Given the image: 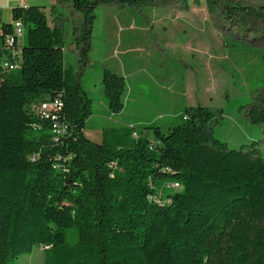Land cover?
Wrapping results in <instances>:
<instances>
[{
  "label": "trees",
  "instance_id": "trees-1",
  "mask_svg": "<svg viewBox=\"0 0 264 264\" xmlns=\"http://www.w3.org/2000/svg\"><path fill=\"white\" fill-rule=\"evenodd\" d=\"M59 2L84 20L77 42L91 37L95 10L106 5H201L226 32L264 27V0ZM51 14L54 26L44 7H15L11 23L0 11L3 39L13 22L26 27L20 69H0V264L37 247L44 264H264L260 143L231 149L214 129L223 113L203 105L165 128L125 123L91 140L96 101L67 63L60 10ZM82 45L80 57L89 53ZM102 87L109 112L123 113L126 78L105 67ZM256 100L241 112L264 125V90ZM55 101L62 109L46 117L34 108ZM170 178L180 189L165 196Z\"/></svg>",
  "mask_w": 264,
  "mask_h": 264
},
{
  "label": "rangeland",
  "instance_id": "rangeland-1",
  "mask_svg": "<svg viewBox=\"0 0 264 264\" xmlns=\"http://www.w3.org/2000/svg\"><path fill=\"white\" fill-rule=\"evenodd\" d=\"M27 1L28 7H44L52 26L57 13L51 14V9L62 14L59 23L67 63L80 71L82 84L96 101L93 121L86 129L91 140L101 141L104 130L125 123L165 128L176 122L174 117L184 108L203 105L223 113L214 125L219 139L232 149L258 141L264 157V125L253 124L241 112L264 90L263 26H255L256 31L247 35L237 27L226 32L201 5L190 10L172 2L144 7L106 5L95 10L91 37L77 42L83 32L81 16L59 0ZM19 6L20 0H0L4 20L11 23L12 9ZM83 43L89 53L80 57ZM3 57L2 67L8 60ZM105 67L126 78L127 107L119 116L105 107ZM142 135L155 139L149 130ZM173 183V178L167 180L165 196L179 191ZM67 239L73 243L72 233ZM44 250L37 247L10 264H44Z\"/></svg>",
  "mask_w": 264,
  "mask_h": 264
},
{
  "label": "built area",
  "instance_id": "built-area-1",
  "mask_svg": "<svg viewBox=\"0 0 264 264\" xmlns=\"http://www.w3.org/2000/svg\"><path fill=\"white\" fill-rule=\"evenodd\" d=\"M27 0H20L21 8L26 9L28 6ZM14 35L5 37L3 39L2 26L0 24V52L7 57V62L1 67L4 72H14L18 70L20 63L21 48L26 38V27L21 20L13 22ZM37 105H41L42 109H37ZM35 110L43 114L45 117L52 114L55 111L62 109V104L59 101L55 102H37L34 106ZM178 187V185H175Z\"/></svg>",
  "mask_w": 264,
  "mask_h": 264
},
{
  "label": "crops",
  "instance_id": "crops-1",
  "mask_svg": "<svg viewBox=\"0 0 264 264\" xmlns=\"http://www.w3.org/2000/svg\"><path fill=\"white\" fill-rule=\"evenodd\" d=\"M1 12H2V11H1ZM2 16H3V12H2ZM3 19H4V18H3ZM3 56H4V54L0 52V59H3V58H4ZM3 62H4V61H3ZM1 64H2V63L0 62V69H1V67H2ZM3 64H4V63H3ZM0 72H1V71H0ZM114 72H115V71H114ZM115 73H117V74L123 76L120 72H115ZM0 76H1V74H0ZM123 77H124V76H123ZM105 107H106V104H105ZM188 107H189V106H188ZM106 109H107V107H106ZM107 110H108V109H107ZM108 111H109V110H108ZM125 111H126V110H125ZM120 115H121V114H120ZM179 115H180V114H179ZM179 115H177V116H179ZM118 116H119V115H118ZM177 116H175V117H177ZM175 117H174V118H175ZM92 121H93V120H92ZM92 121H91V122H92ZM140 124H141V123H140ZM102 133H103V132H102Z\"/></svg>",
  "mask_w": 264,
  "mask_h": 264
},
{
  "label": "bare ground",
  "instance_id": "bare-ground-1",
  "mask_svg": "<svg viewBox=\"0 0 264 264\" xmlns=\"http://www.w3.org/2000/svg\"><path fill=\"white\" fill-rule=\"evenodd\" d=\"M20 66H21V65H18V70L20 69Z\"/></svg>",
  "mask_w": 264,
  "mask_h": 264
},
{
  "label": "water",
  "instance_id": "water-1",
  "mask_svg": "<svg viewBox=\"0 0 264 264\" xmlns=\"http://www.w3.org/2000/svg\"><path fill=\"white\" fill-rule=\"evenodd\" d=\"M232 149V148H231ZM235 150H238V149H235Z\"/></svg>",
  "mask_w": 264,
  "mask_h": 264
}]
</instances>
